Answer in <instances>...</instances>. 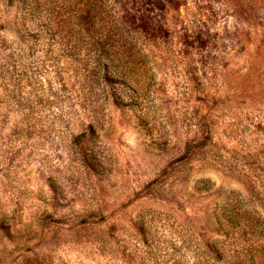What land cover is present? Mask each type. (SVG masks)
<instances>
[{
  "label": "rangeland",
  "instance_id": "obj_1",
  "mask_svg": "<svg viewBox=\"0 0 264 264\" xmlns=\"http://www.w3.org/2000/svg\"><path fill=\"white\" fill-rule=\"evenodd\" d=\"M0 264H264V0H0Z\"/></svg>",
  "mask_w": 264,
  "mask_h": 264
},
{
  "label": "trees",
  "instance_id": "obj_2",
  "mask_svg": "<svg viewBox=\"0 0 264 264\" xmlns=\"http://www.w3.org/2000/svg\"><path fill=\"white\" fill-rule=\"evenodd\" d=\"M219 221V223L223 226V224H222V222H221V220H218Z\"/></svg>",
  "mask_w": 264,
  "mask_h": 264
}]
</instances>
